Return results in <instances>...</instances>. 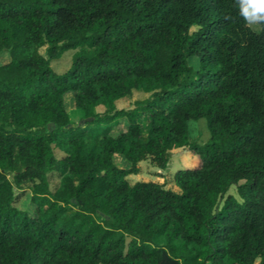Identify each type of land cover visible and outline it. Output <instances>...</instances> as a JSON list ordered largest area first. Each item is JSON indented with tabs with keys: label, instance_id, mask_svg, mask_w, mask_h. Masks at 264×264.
Here are the masks:
<instances>
[{
	"label": "trees",
	"instance_id": "1",
	"mask_svg": "<svg viewBox=\"0 0 264 264\" xmlns=\"http://www.w3.org/2000/svg\"><path fill=\"white\" fill-rule=\"evenodd\" d=\"M258 24L238 0H0V264H264ZM133 92L145 96L116 106ZM199 119L201 145L187 137ZM177 148L199 159L174 173L179 192L129 183ZM25 183L31 212L16 204Z\"/></svg>",
	"mask_w": 264,
	"mask_h": 264
},
{
	"label": "rangeland",
	"instance_id": "2",
	"mask_svg": "<svg viewBox=\"0 0 264 264\" xmlns=\"http://www.w3.org/2000/svg\"><path fill=\"white\" fill-rule=\"evenodd\" d=\"M248 27L254 31H259V24H247ZM40 54H44V48L39 49ZM74 51H67L64 52L58 59L51 60L49 62V66L52 69V71L56 74H62L65 71L68 70L71 64V58ZM8 56L5 53H0V65L7 62ZM189 65L192 67H196V60L195 59H189L188 60ZM145 95L137 92H133L132 96L129 99H121L116 101V106L118 108L121 107H127L129 103L135 99H141ZM66 110L69 112V118L70 121L75 124L78 123L79 118L81 117V113L77 110L73 109L72 102L70 101V98L68 97L66 99ZM125 128V123L123 121H120L116 124L112 131V135L115 136L118 132L123 131ZM187 137L188 141L191 143L196 144H204L208 141L209 135L207 132V129L205 128V122L203 119H199L197 121L190 120L187 122ZM53 155L55 158H61L63 156V153L60 152L58 149L53 148L52 149ZM171 157L169 161L168 168L164 171H161L157 169L150 160L139 162L138 172L137 174H132L127 177L129 183L133 184L135 182H147L152 181L156 183H163L165 188L170 189L174 192H179V189L173 184V175L174 173L183 168H194L199 166V159L197 156L190 153L186 148H177L171 150ZM115 163L123 168L127 167V164L120 159L118 156L114 157ZM9 179L10 176H8ZM60 181V176L58 173H50L48 175V186L49 191L54 192V190L58 187ZM31 186V183H25L22 185L23 194L21 197H19L17 201V207L21 210H25L27 212H31L33 209V206L30 204L29 198L30 193L28 191L29 187ZM16 193H19L18 190H16ZM227 194L232 195L237 200L239 199L236 190L234 186H231ZM257 264V262H255Z\"/></svg>",
	"mask_w": 264,
	"mask_h": 264
},
{
	"label": "clouds",
	"instance_id": "3",
	"mask_svg": "<svg viewBox=\"0 0 264 264\" xmlns=\"http://www.w3.org/2000/svg\"><path fill=\"white\" fill-rule=\"evenodd\" d=\"M238 7L245 23H264V0H238Z\"/></svg>",
	"mask_w": 264,
	"mask_h": 264
}]
</instances>
